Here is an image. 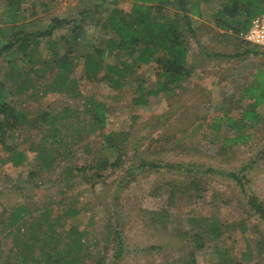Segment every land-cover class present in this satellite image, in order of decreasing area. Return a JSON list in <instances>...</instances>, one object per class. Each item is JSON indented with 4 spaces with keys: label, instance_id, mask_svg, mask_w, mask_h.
I'll return each mask as SVG.
<instances>
[{
    "label": "rangeland",
    "instance_id": "rangeland-1",
    "mask_svg": "<svg viewBox=\"0 0 264 264\" xmlns=\"http://www.w3.org/2000/svg\"><path fill=\"white\" fill-rule=\"evenodd\" d=\"M109 2L130 10L123 0ZM210 2V9L219 5V0ZM79 3L28 0L20 23L37 20L41 28L54 17L74 18ZM210 9L203 6L207 15L202 20L191 15L197 33L190 50L194 52L199 41L205 52L229 57H202L199 69L195 67L173 97H151L146 106L133 107L128 90L86 79L82 59L74 60L76 83L71 90L51 92L45 84L49 80L42 79L33 91L18 93L9 78L7 100L30 119L40 111L59 114L71 109L76 113L65 120L69 129L63 143L54 144L49 133L44 137L30 127L15 138L22 147L31 143L60 155L51 168L36 169L31 183L26 182V168L2 162L6 155L0 147V264H44L48 255L57 258V247L69 251L63 256L69 264H264V219L248 204L252 197L264 203V106L255 109L259 123L247 124L242 141L223 145L224 139L236 133L227 123L219 131L211 127L219 117L238 120L248 107L250 101L242 98L241 90L258 69L264 70V51L256 49L257 55L244 56L239 52L241 47L244 50L243 41L236 45L220 36L211 38L215 10ZM9 24L0 23V42L10 39ZM102 36L97 27L87 25L81 48L87 51L99 45ZM39 48L35 58L43 61L47 54ZM193 52L190 59H194ZM236 54L242 55L233 57ZM5 57L0 58L2 80L13 68ZM15 60L25 70L29 68L28 58L16 55ZM154 68L142 66L136 73L146 86L154 82ZM97 101L107 106V122L98 136L85 129L89 109ZM113 131L126 134L121 149L109 157L110 163L118 162L117 167L107 169L103 180L93 185L80 181L75 168L101 155L102 136ZM170 133L175 135L166 137ZM35 155L29 152V160ZM142 161L151 166H143ZM48 206L50 212L45 211ZM72 208L78 210L73 216L68 214ZM19 210L24 220L11 222ZM218 226L221 233L215 236L213 228ZM71 228L76 231L71 239H60ZM114 229L121 232L125 246L117 261ZM196 234L202 238L201 249L196 247Z\"/></svg>",
    "mask_w": 264,
    "mask_h": 264
},
{
    "label": "trees",
    "instance_id": "trees-1",
    "mask_svg": "<svg viewBox=\"0 0 264 264\" xmlns=\"http://www.w3.org/2000/svg\"><path fill=\"white\" fill-rule=\"evenodd\" d=\"M27 1L0 0V23L11 24L6 27L8 35H11L10 39L0 42V58L5 54V62L11 63L13 67L3 80L0 79V147L1 154L6 155L2 162L18 169L26 168L24 169L28 174L26 182L31 183L37 176L39 168L42 170L51 168L60 155L54 156L51 149L47 151L38 145L28 144L27 139L25 144L29 146L22 147V143L16 142L15 138H20L24 130L30 127L45 135L44 137L49 133L54 144L63 143L66 137L64 133L69 129L65 120L68 115L75 114L76 111L65 109L59 114L40 111L35 119H30L27 114L7 100V93L10 91L5 84L9 78L16 83L18 93L33 91L42 79L49 80L44 83L47 85L46 89L51 92L59 93L64 88L71 90L76 83L72 78L77 67V61L74 60L82 59L86 79L106 81L114 90L124 88L131 93L132 106L143 107L149 103L151 97L161 95L173 97L174 92L189 81L195 66L188 64L187 54L190 43L196 36V28L189 13L191 4L188 0H123L129 3L128 11L119 7L116 2L110 3L109 0H80L76 17H54L48 25L41 28L37 20L20 23L24 20L21 14L25 10L23 5ZM109 5L112 6L108 7ZM217 7L214 9V24L218 29L232 32L236 42L233 41L234 39L232 41L236 45L237 43L241 45L242 40L238 35L248 29L252 19L264 15V0H219ZM193 12L194 16L200 14L196 7H193ZM90 24L102 31L103 36L99 45L91 46L90 50L85 51L80 46V40L85 34V27ZM241 46L244 50L240 51L241 47L239 52L244 56L258 54V49L252 46L245 43ZM39 47H43L47 54L46 59L42 58L43 61L39 59L40 57L35 58L40 53ZM242 54L233 57H240ZM16 55L21 59H29L27 70L16 64ZM150 64L155 66L154 82L151 86H146L145 79L136 73L142 66ZM252 78V81L241 90L242 98L250 101L248 107L241 113V117L238 120L228 116L219 117L211 126L219 131L224 123H227L236 133L235 137L224 139L223 145L246 139L243 132L247 124L259 123L260 118L255 109L264 106V70L258 69ZM89 110L91 113L88 122L85 123V129L87 133L98 136L97 133L103 130L107 122V106L97 101L92 103ZM124 135L126 134L122 131H113L102 136L100 150L103 153L97 154L90 164L75 168L81 175L80 181L90 185L94 181L98 183L103 180L107 169L117 167L118 162L110 163L109 157L121 149L125 142L122 138ZM174 135L170 133L166 137ZM29 152L36 154L32 160H29ZM141 164L146 167L151 166L145 161ZM27 166L31 167V171ZM230 176L236 177L235 174ZM248 204L255 214L264 219V203L252 197L248 200ZM51 210L50 206L45 209L47 212ZM47 212L44 213L46 222L49 220ZM77 212V209L72 208L68 214L73 216ZM17 220H24L21 210L11 218V222ZM75 233L74 228H71L60 239L70 240ZM220 233V226L213 228V235L219 236ZM194 238L197 241L196 247L201 249L203 247L201 236L196 234ZM112 239L118 244L114 254V259L117 261L125 251L121 232L114 229ZM65 252L69 251L57 247V258L53 259L48 255L44 264H69L63 260ZM101 262L100 260L98 263Z\"/></svg>",
    "mask_w": 264,
    "mask_h": 264
},
{
    "label": "crops",
    "instance_id": "crops-1",
    "mask_svg": "<svg viewBox=\"0 0 264 264\" xmlns=\"http://www.w3.org/2000/svg\"><path fill=\"white\" fill-rule=\"evenodd\" d=\"M198 1V2H197ZM211 0H207V1H204V0H194L193 1V3H191V6H189V8L191 9V15H193V7H196L197 9H198V12L200 13V14H198V16H194V17H196L197 18V20L199 19V20H202L201 18L203 17V16H206L207 15V12H203V6L204 7H206V10L207 11H209V9H210V6H209V4L211 3L210 2ZM196 2V3H195ZM125 3V6H129V3L128 2H124ZM130 7V6H129ZM218 8V7H217ZM216 8V9H217ZM124 9V8H123ZM125 10V9H124ZM126 11H128V10H126ZM210 11H213L214 12V9H210ZM202 22V21H201ZM211 27L213 28L212 29V35H210V37L211 38H214V39H218L219 38V36L220 37H222V39H223V41H225V40H228V41H230V42H233L234 40L233 39H235L234 38V34L232 33V32H230V31H225V30H221V29H218V28H216V26H215V24H214V20H213V23L211 24ZM196 30H197V28H196ZM196 33H197V31H196ZM233 40V41H232ZM198 42V43H197ZM196 43H195V51L193 52L192 50H190V47L188 48V54H187V62H188V64L190 65V66H195L193 63H195L196 64V66L195 67H197L198 69H199V64H201V60L203 59L202 57H206V58H214V56H216V54H218V58L219 57H222L223 55H221V54H219V53H216V52H213V51H211V52H205V50H204V48L201 46L202 44H200L199 43V41H197ZM202 50H204V51H202ZM191 51V52H190ZM193 52V55H192V57H194V59H190V57H189V54H191ZM225 55V54H224ZM228 56V55H227ZM226 56V57H227ZM224 57V56H223ZM191 60V61H190ZM193 60V61H192Z\"/></svg>",
    "mask_w": 264,
    "mask_h": 264
},
{
    "label": "built area",
    "instance_id": "built-area-1",
    "mask_svg": "<svg viewBox=\"0 0 264 264\" xmlns=\"http://www.w3.org/2000/svg\"><path fill=\"white\" fill-rule=\"evenodd\" d=\"M239 37L243 43L264 51V17L252 19L248 29Z\"/></svg>",
    "mask_w": 264,
    "mask_h": 264
}]
</instances>
